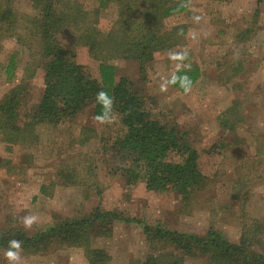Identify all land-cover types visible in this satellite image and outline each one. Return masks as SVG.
<instances>
[{
	"label": "rangeland",
	"instance_id": "rangeland-1",
	"mask_svg": "<svg viewBox=\"0 0 264 264\" xmlns=\"http://www.w3.org/2000/svg\"><path fill=\"white\" fill-rule=\"evenodd\" d=\"M75 1L86 11L97 7L94 0ZM258 1L187 0L185 13L164 22L167 29L187 26L180 47L156 53L144 75L133 60L110 62L115 67V80L132 79L145 104L163 113L199 151L206 182L190 201L184 202L176 193L147 192L143 184L127 186L120 176L113 175L114 164L102 152L110 141V124L95 119L92 109L86 108L65 125L37 127L35 144L6 145L0 136V226L12 217L14 227L32 236L48 225L81 217L99 206L148 224L159 221L176 231L200 234L212 227L231 242L238 241L243 226L255 229L258 225L262 227L257 233L261 240L258 248L264 249V1ZM14 9L20 15L34 14L28 0H14ZM116 18V7L109 6L100 13L97 28L107 32ZM245 30L250 33L240 41L239 35ZM72 39L68 31L59 36L75 61L98 78L100 62ZM13 52H18L20 63L15 77L8 80L2 65ZM184 52L185 59H171ZM29 61L26 48L0 36V100L21 85ZM238 62H242V70L234 72L237 76L230 82L225 81L234 75ZM190 63L199 67L201 76L188 91L180 93L167 84V79ZM218 64L222 66L219 72ZM43 76L38 68L23 84L27 108L36 107ZM162 85H166L164 90ZM235 103L241 121L235 131H230L218 118ZM81 126L89 130L87 140L79 133ZM82 140L84 144H80ZM71 174L77 176L80 185L70 184L66 177ZM41 187H45V195ZM27 216L37 218L30 228L23 225ZM93 246L106 251L108 264H128L131 259L142 262L148 252L136 226L123 222L114 225L110 238L95 240ZM4 252L0 251V264H8ZM22 256L23 264H88L82 248L53 246L34 255L22 252ZM186 264L203 263L189 260Z\"/></svg>",
	"mask_w": 264,
	"mask_h": 264
},
{
	"label": "trees",
	"instance_id": "trees-1",
	"mask_svg": "<svg viewBox=\"0 0 264 264\" xmlns=\"http://www.w3.org/2000/svg\"><path fill=\"white\" fill-rule=\"evenodd\" d=\"M28 1L33 15L18 14L14 0H0V36L11 38L18 46L26 48L31 59L25 65L21 85L13 87L0 100L2 142L35 144L37 127L65 125L90 108L95 119L103 117L102 121L110 124V141H106L102 152L114 164L113 175L120 176L127 186L143 184L147 192L176 193L184 202L190 201L206 182L200 169L199 151L184 133L169 124L163 113L145 104L132 79L122 77L116 81L115 67L110 64L115 60H133L144 75L156 53L180 47L185 41L187 26L167 29L164 22L185 13L187 0H94L97 7L91 12L75 0ZM109 6L116 7L117 18L103 33L97 28L98 19ZM256 16L254 13L253 18ZM65 31L72 34L75 45L87 48L90 57L100 62L98 78H93L85 66L77 63L60 42L59 36ZM242 32L240 41L250 30ZM18 58V52H13L2 65L6 79L15 77ZM241 64L238 62L232 73L240 72ZM221 67L217 65L218 72ZM38 68L44 72L43 88L36 107L31 109L23 101L26 92L23 84L34 77ZM200 76L197 65L184 64L167 79L168 82L176 77L175 83L167 84L184 93ZM236 76L234 73L225 81L230 82ZM184 77L190 81L186 87L182 86ZM100 92L111 101L109 106L98 100ZM239 110L235 103L218 121L224 128L235 131L241 121ZM80 132L87 140L89 130L81 126ZM66 178L71 185L81 184L76 182L74 174ZM44 191L45 187H41V194L45 195ZM12 219L7 217L6 223L0 226V251H6L9 241L15 239L21 242L25 254L46 252L53 246L82 248L88 264H108L110 256L93 243L110 238L114 225L123 222L136 226L148 249L142 262L131 259L128 264H186L189 260L203 264H264V249L258 248L261 240L257 239L262 227L258 225H254L255 229L243 226L238 241L231 242L212 227L200 234L176 231L159 221L148 224L99 206L81 217L48 225L32 236L21 227H14Z\"/></svg>",
	"mask_w": 264,
	"mask_h": 264
},
{
	"label": "clouds",
	"instance_id": "clouds-1",
	"mask_svg": "<svg viewBox=\"0 0 264 264\" xmlns=\"http://www.w3.org/2000/svg\"><path fill=\"white\" fill-rule=\"evenodd\" d=\"M195 19L199 20V17H196ZM187 56V53H179L174 54L171 56V59L173 60H183ZM176 77H173L171 81H168L167 83H175ZM186 84H190V81L187 77L183 78L182 86L186 87ZM166 85H162V90H164V87ZM98 100L104 102L105 106H109L111 104V101L107 98L106 94L104 92L98 93L97 96ZM102 120L103 117H100ZM35 216H27L23 218V225L25 228H30L36 221ZM22 244L19 240H10L8 243L7 250L4 252V256L8 262V264H23V256H22Z\"/></svg>",
	"mask_w": 264,
	"mask_h": 264
},
{
	"label": "crops",
	"instance_id": "crops-1",
	"mask_svg": "<svg viewBox=\"0 0 264 264\" xmlns=\"http://www.w3.org/2000/svg\"><path fill=\"white\" fill-rule=\"evenodd\" d=\"M208 1V0H207ZM209 2V1H208Z\"/></svg>",
	"mask_w": 264,
	"mask_h": 264
}]
</instances>
